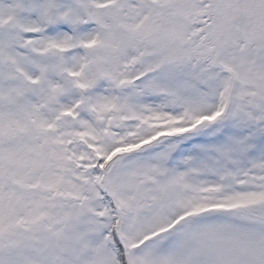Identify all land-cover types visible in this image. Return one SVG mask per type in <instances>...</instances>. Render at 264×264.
Listing matches in <instances>:
<instances>
[{
	"label": "snow or ice",
	"instance_id": "6c2138e0",
	"mask_svg": "<svg viewBox=\"0 0 264 264\" xmlns=\"http://www.w3.org/2000/svg\"><path fill=\"white\" fill-rule=\"evenodd\" d=\"M0 264H264V0H0Z\"/></svg>",
	"mask_w": 264,
	"mask_h": 264
}]
</instances>
